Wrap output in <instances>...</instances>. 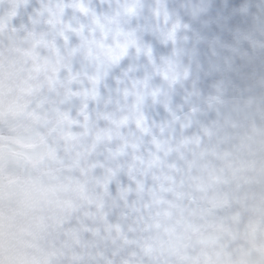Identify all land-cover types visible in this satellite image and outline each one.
Wrapping results in <instances>:
<instances>
[{"label":"clouds","instance_id":"1","mask_svg":"<svg viewBox=\"0 0 264 264\" xmlns=\"http://www.w3.org/2000/svg\"><path fill=\"white\" fill-rule=\"evenodd\" d=\"M0 264H264V0H0Z\"/></svg>","mask_w":264,"mask_h":264}]
</instances>
